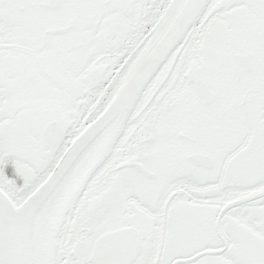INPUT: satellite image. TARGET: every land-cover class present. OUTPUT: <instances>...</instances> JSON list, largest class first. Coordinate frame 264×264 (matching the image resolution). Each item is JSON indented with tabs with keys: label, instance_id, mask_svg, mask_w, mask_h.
I'll list each match as a JSON object with an SVG mask.
<instances>
[{
	"label": "snow or ice",
	"instance_id": "1",
	"mask_svg": "<svg viewBox=\"0 0 264 264\" xmlns=\"http://www.w3.org/2000/svg\"><path fill=\"white\" fill-rule=\"evenodd\" d=\"M0 264H264V0H0Z\"/></svg>",
	"mask_w": 264,
	"mask_h": 264
}]
</instances>
